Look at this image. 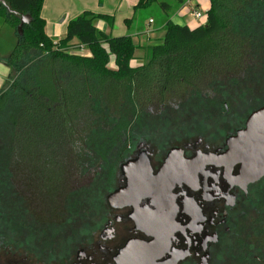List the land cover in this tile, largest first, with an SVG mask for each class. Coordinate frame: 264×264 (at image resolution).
<instances>
[{"label": "flooded vegetation", "instance_id": "1", "mask_svg": "<svg viewBox=\"0 0 264 264\" xmlns=\"http://www.w3.org/2000/svg\"><path fill=\"white\" fill-rule=\"evenodd\" d=\"M263 106L220 140L204 123L178 142L127 132L120 155L92 167L78 149H46L37 168L44 157L2 148L0 264H264V177L243 186L239 165L210 158Z\"/></svg>", "mask_w": 264, "mask_h": 264}, {"label": "trees", "instance_id": "2", "mask_svg": "<svg viewBox=\"0 0 264 264\" xmlns=\"http://www.w3.org/2000/svg\"><path fill=\"white\" fill-rule=\"evenodd\" d=\"M3 1L11 12L0 3V16L15 31L16 45L4 59L13 75L0 90V150L78 149L82 166L107 164L116 147L120 155L125 134L149 116L146 110L154 107L163 115L175 110L168 103L181 100L208 115L224 89L230 99L252 91L247 76L253 86L263 81L264 0H209L205 24L192 30L173 23L169 5L161 3L164 37L135 67L132 38L112 37L94 25L101 19L112 27V16L86 11L54 42L40 15L44 0ZM155 1L139 0L134 8ZM20 16L30 17L22 35L17 33ZM80 47L90 56L72 54ZM36 154L32 157L46 156Z\"/></svg>", "mask_w": 264, "mask_h": 264}, {"label": "rangeland", "instance_id": "3", "mask_svg": "<svg viewBox=\"0 0 264 264\" xmlns=\"http://www.w3.org/2000/svg\"><path fill=\"white\" fill-rule=\"evenodd\" d=\"M104 1V0H103ZM145 1V0H144ZM187 1V0H183ZM161 3H166L171 7V11L169 15L171 16V19L174 22H178V19L176 18V9H177V1L176 0H157L153 4H151L149 7L140 9L133 15L126 16L129 18H133L135 24H140L145 28V25H147L148 19H151L154 21L153 26H159L164 20H166V14L160 7ZM193 8V7H192ZM6 9V8H5ZM189 9V10H188ZM187 11H191L190 7H188ZM7 11V10H6ZM122 14H126L127 7L126 5H122V9L120 11ZM7 13H10L7 11ZM20 20V17H18ZM62 19V18H60ZM59 19V20H60ZM58 20V21H59ZM65 20V19H64ZM64 22V21H63ZM60 25V24H59ZM121 24H119L120 27ZM65 29V25H64ZM120 29V28H119ZM127 34V32H125ZM121 33V31H117V37L126 36V35H120L125 34ZM164 37V36H163ZM160 41H152V45L158 44ZM16 45V35L15 31L8 25L3 17L0 16V56H8L14 49ZM76 52H72V54H78L80 53L81 56L88 57L90 56L89 50H83L82 52H78V49H74ZM136 53H140L137 51ZM145 62V61H143ZM258 69V66H255V70ZM13 75V72L10 71V76ZM250 76H247L244 80L248 85L252 87V91L246 92L243 94H236L235 97H230V99L227 98V95L222 93L225 91V89L221 92L219 95L220 98L219 101L215 106L210 105L208 110V115L202 112L199 108L197 111H192V108L196 106L195 103H181V100H175L170 103H168L171 107H173L175 110H172L170 112H166L163 115L164 111L160 110L161 113L157 112V109L154 107L146 110L147 113H149V116H146L143 118V120L137 125L131 128V131L128 134L129 139L131 138V141L137 143L140 138L143 136L144 133H166L165 136L169 134L173 137L175 141H180L183 136L185 137H192L196 135V128L199 124H205L209 127H213L216 129L217 133V140L222 139L225 137L226 133L230 131V127L234 126L235 122L240 121L241 119H244L246 115H248L251 111L256 109L259 106L264 105V76L263 81L259 84H256L253 86L251 85V79L249 80ZM259 80V79H258ZM9 81V78L7 80V83ZM255 80L253 79V82ZM246 84V85H247ZM7 84L4 86L6 87ZM223 95V96H222ZM233 99V100H231ZM226 103L227 111H225L223 104ZM182 104V105H181ZM221 107H218V106ZM182 106V107H181ZM185 106V107H184ZM154 114V115H150ZM142 118V117H141ZM211 130V129H210ZM168 132V133H167ZM214 132V131H213ZM210 132L209 134H211ZM40 145H38L36 148L31 150V153H38L36 155H41L43 151L40 149ZM117 149L119 147H116ZM121 148V147H120ZM45 160V156L43 160H40L37 165H40L41 162Z\"/></svg>", "mask_w": 264, "mask_h": 264}, {"label": "crops", "instance_id": "4", "mask_svg": "<svg viewBox=\"0 0 264 264\" xmlns=\"http://www.w3.org/2000/svg\"><path fill=\"white\" fill-rule=\"evenodd\" d=\"M138 2L139 0H104L100 4L99 0H44L40 15L45 21V34L54 42L65 36L69 21L86 11L93 13L95 16L99 14L112 16L114 18L112 27H109L101 19H95L94 25L99 31L112 37H117V31H121V33L127 32V34L120 35L130 36L136 45L134 60L130 63L132 67H135L146 62V50L152 46V41H162L166 23V20H164L159 26L152 27L151 25H154V21L150 23L151 19H148L147 25L142 28V25L133 22V18H126L130 14L134 16V13L140 10H135L134 8ZM122 5L127 7L126 14L120 12ZM188 7H190V10L193 7L207 12L210 8V3L209 0H187L181 4L178 3L175 15L178 22H174L171 16L170 20L175 24L185 25L191 30L204 25L206 20L201 22L196 20L192 12L187 11ZM169 11H171V7ZM119 24H121L120 27ZM137 51L140 53H136ZM5 58L7 57L0 56V90L7 84L11 71L10 67L4 62Z\"/></svg>", "mask_w": 264, "mask_h": 264}, {"label": "water", "instance_id": "5", "mask_svg": "<svg viewBox=\"0 0 264 264\" xmlns=\"http://www.w3.org/2000/svg\"><path fill=\"white\" fill-rule=\"evenodd\" d=\"M0 3L11 12L6 3L0 0ZM17 15L16 12H13ZM30 17L20 16L17 33L22 35L23 25L29 24ZM227 150L218 157H212L216 163L225 168L226 172L235 165H239L238 175L234 181L241 182L243 186L254 183L264 177V106L252 112L246 120L244 129L238 131L234 136L226 140ZM130 188L139 189L137 179H132ZM121 190L108 197L106 200L121 198Z\"/></svg>", "mask_w": 264, "mask_h": 264}, {"label": "built area", "instance_id": "6", "mask_svg": "<svg viewBox=\"0 0 264 264\" xmlns=\"http://www.w3.org/2000/svg\"><path fill=\"white\" fill-rule=\"evenodd\" d=\"M192 15L193 17L198 20L199 22L206 20L207 16H206V12H204L203 10H198L195 8L191 9ZM150 23H152V20H150ZM83 50H85L83 47H80L79 52H82ZM80 55V53H78Z\"/></svg>", "mask_w": 264, "mask_h": 264}]
</instances>
